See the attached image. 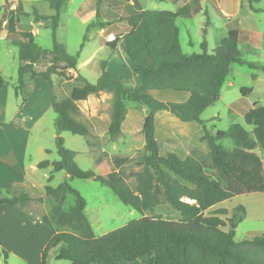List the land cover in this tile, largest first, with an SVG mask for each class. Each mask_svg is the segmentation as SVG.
<instances>
[{
	"label": "trees",
	"instance_id": "16d2710c",
	"mask_svg": "<svg viewBox=\"0 0 264 264\" xmlns=\"http://www.w3.org/2000/svg\"><path fill=\"white\" fill-rule=\"evenodd\" d=\"M67 0H49L55 11L51 16V49L43 48L32 31L17 33L15 10L7 19L5 38L19 50V77L15 86L17 94L26 99L34 85H26L28 77L42 78L49 84L55 120L58 159H44L39 168L52 167L45 185V195L52 201L48 212L52 236L42 249L41 264L52 259L69 260L72 264H121L142 259L144 264H264V235L235 240V227L245 215L244 207L237 209L242 215L223 218L226 209L210 210L216 204L237 195L264 191V165L258 148L264 151V105L255 103L244 119L253 125L248 131L242 124L234 123L225 130L212 132L201 118L204 110L216 102L230 73L233 63L253 62L242 58L239 49V30L231 28L218 46L208 50V42L201 43L200 53L188 54L182 50L177 18L191 16V7L199 0H191L176 11L144 8L136 19H130L132 28L121 37L107 42L115 49L118 44L139 73L140 83L129 87L127 80L113 76L102 62V72L95 83L82 78L83 84L72 88L69 95L58 98L53 75L69 77L68 69H77L80 54H71L57 38L61 9ZM101 0L97 1L96 17L100 15ZM37 18H48L34 8ZM210 20L207 21V26ZM1 27V26H0ZM206 33V30H205ZM86 39V38H85ZM50 57L45 70L36 65ZM264 71V65L260 66ZM27 74L28 77H27ZM8 81L0 77V88ZM173 89L190 92L185 101L162 100L152 90ZM251 89L242 87L243 93ZM101 91L113 93L112 110L107 134L115 140L123 131L128 112V102L144 105L147 113L142 132L145 138L144 155L137 161L141 170L131 172L136 179L131 186L118 173L99 174L95 169H83L76 161V151L67 147L62 132L91 136L94 130L84 115L78 101ZM167 110L182 121H197L204 130L201 140L209 145V161L198 158L194 148L186 158L175 152L162 154L155 133V113ZM230 138L233 145L223 140ZM131 160L122 157L123 163ZM65 171L76 178H94L108 185L121 201L141 215L123 226L97 235L86 213L87 202L78 189L67 180L51 185L54 174ZM180 212L177 219H167L154 211L161 203L160 194ZM74 203L67 206L68 195ZM43 196L32 197L27 191L10 190L0 195V206L9 204L29 208L32 201H43ZM229 224V229L225 227ZM235 226V227H233ZM7 258L8 251L0 249V257Z\"/></svg>",
	"mask_w": 264,
	"mask_h": 264
},
{
	"label": "rangeland",
	"instance_id": "374dc122",
	"mask_svg": "<svg viewBox=\"0 0 264 264\" xmlns=\"http://www.w3.org/2000/svg\"><path fill=\"white\" fill-rule=\"evenodd\" d=\"M97 1L67 0L61 9L57 38L66 45L69 53H79L80 57L77 69H68L69 77L53 75L58 98L69 95L74 86L82 85L84 83L82 78L95 83L102 72L103 61H106L107 70L112 75L127 80V85L132 87L135 83V67L120 44L115 49L107 45V42L113 41L109 39V34L113 33L117 38L127 33L132 28L129 20L136 19L143 8L176 11L181 2V0H134L135 4H131L130 0H101L100 15L96 17ZM224 1L228 4L226 8L230 10L233 0ZM200 6L201 9L191 16L177 18L182 50L188 54L200 53L203 51L201 43L206 39L208 50L211 52L218 46L220 40L227 36L231 28H238L241 32L239 49L242 58L257 65V67H250L246 63H233L219 99L204 110L201 118L206 121L208 129L214 133L225 130L234 123H240L248 131H252L253 125L245 121L244 114L255 103L264 105V71L260 68L264 65V0H240L239 15L237 18L233 16L230 19L221 13L213 0L200 1ZM34 8L48 18H37L34 15ZM13 9H16L17 33L12 36L23 38L24 31H32L39 45L51 49L53 44L51 16L55 11L50 7L49 0H0V25L9 18L11 15L9 11ZM208 20L210 24L207 26ZM7 26L8 24L6 28ZM3 30L4 28L0 27V77L8 81V86L0 90V104L3 103L4 97L14 100L20 65L19 50L5 38ZM49 60L50 57L40 60L36 68L45 70ZM31 83L36 91L29 110L35 115L43 113V116L37 122L30 120L26 125L16 129L4 127L0 123V150L15 147L22 160L26 178L34 182V184L28 182V185L23 187L17 186L14 191L25 190L35 195L42 194L44 200L34 201L31 208L36 212H49L52 201L45 195L44 187L48 183L52 167L39 168L37 162L44 159L50 161L58 159L55 125L57 113L50 106L48 82L39 77L32 80L28 77L26 85L30 87ZM242 87L251 90L243 93ZM5 93L9 94L6 96ZM110 95L100 92L78 102L84 115L92 124L94 135L83 136L68 131L62 132L61 135L65 139L66 146L76 151V161L81 168L95 169L97 173L103 175L111 172L118 173L134 187L136 179L131 176V172L142 169L137 161L145 153L144 146L137 134L130 137L126 133L124 135L121 133L117 139L110 140L105 132L113 103V97ZM48 105L50 108L44 111ZM138 105L128 102L130 116L142 115V108ZM1 118L0 116V120ZM7 135L12 141L9 142L5 137ZM223 142L226 145H233L230 138H225ZM199 150L196 156L209 161L208 152ZM258 151L264 157V151L261 148H258ZM122 157H129L131 160L123 163ZM64 180H67L85 197L86 213L97 235L119 228L141 215L131 206L124 204L108 185L94 178L81 179L72 177L65 171H58L54 174L51 185L57 186ZM1 192L6 194L4 190ZM160 198L161 203L154 211L146 213H158L167 219L179 218L180 212L165 200L163 193L160 194ZM239 202L245 203L248 211L235 227V240L240 242L262 235L264 192L237 195L228 204L234 207ZM73 203L74 197L70 194L66 205ZM235 215H242V211L237 208L232 209L231 217ZM0 264L29 263L15 254L8 253L7 258L4 255L0 257ZM49 264L72 263L69 260L52 259ZM121 264L144 263L136 260L123 261Z\"/></svg>",
	"mask_w": 264,
	"mask_h": 264
},
{
	"label": "crops",
	"instance_id": "0c3cea01",
	"mask_svg": "<svg viewBox=\"0 0 264 264\" xmlns=\"http://www.w3.org/2000/svg\"><path fill=\"white\" fill-rule=\"evenodd\" d=\"M190 1L191 0H181L177 10ZM200 1L204 0H199L193 4L191 7V14H194L199 9H201ZM213 1L217 4L221 13L229 19L233 16L237 18L240 13V0H233L230 10L226 8V5L228 4L225 3L224 0ZM130 3L135 4V1L130 0ZM6 23L7 20H4L0 25L4 28V30L6 29ZM240 33L241 32L239 30V38ZM139 83L140 76L139 73L135 71V83L132 87H135ZM5 88H0V90ZM35 91L36 88L26 99L23 98L22 93L17 94L16 91L14 100H8V97H4V100H2L3 103L0 104V116L2 117L0 123L4 127L9 126L16 129L17 127L20 128L22 125H26V123H28L30 120L37 122L41 119L43 113L35 115L29 110L30 103L32 102L35 95ZM101 93L111 94L110 96L113 97V93L111 92L101 91ZM152 93L162 100L178 102L185 101L190 95V92L188 91H177L173 89H155L152 90ZM7 94L9 93H5L6 96ZM50 106L52 107L51 97ZM138 106L142 108V115L139 117L137 115L130 116V108L128 107L129 109L127 116L123 123L122 135L126 133L130 137H133L135 134H137L142 139L144 146L145 138L142 132V127L147 109L144 105ZM49 108V105L46 106L44 111H47ZM108 124L105 132H107ZM155 133L159 142L160 152L162 154L175 152L181 158H186L191 154V151L194 148L201 149L206 153L210 150L208 143L201 140L204 130L199 122L182 121L167 110H158L155 113ZM5 137L9 140V142L12 141L9 135ZM262 159L264 165V157H262ZM38 163L39 162H37V166ZM28 182H30V184H34L33 180L26 178L22 160L17 154L15 147L0 150V195H4L1 192L3 190L6 191V193L8 190L14 193L17 191H14L15 187L27 186ZM28 193H30L32 197L43 196L42 194L35 195L33 192ZM233 198H236V196L216 204L210 210L221 208L226 209L228 213L223 216V218H227L231 217L232 209L242 206L244 207L245 213L247 214L248 206H246L245 203L239 202L234 207L228 204V202ZM32 203H34V201H32L31 204ZM229 227L230 226L227 225L225 230H228ZM262 235H264V232ZM51 236L52 226L48 218V212H36L31 208V205L29 208H20L9 204H3L0 206V249H4L8 251V253L19 256L29 264H41L42 249L47 244ZM138 260L142 261V259Z\"/></svg>",
	"mask_w": 264,
	"mask_h": 264
},
{
	"label": "built area",
	"instance_id": "2783aa9c",
	"mask_svg": "<svg viewBox=\"0 0 264 264\" xmlns=\"http://www.w3.org/2000/svg\"><path fill=\"white\" fill-rule=\"evenodd\" d=\"M109 39H110V40H114V39H115V35H114L113 33H110V34H109Z\"/></svg>",
	"mask_w": 264,
	"mask_h": 264
},
{
	"label": "water",
	"instance_id": "95a60500",
	"mask_svg": "<svg viewBox=\"0 0 264 264\" xmlns=\"http://www.w3.org/2000/svg\"><path fill=\"white\" fill-rule=\"evenodd\" d=\"M233 227H235V226H233Z\"/></svg>",
	"mask_w": 264,
	"mask_h": 264
}]
</instances>
